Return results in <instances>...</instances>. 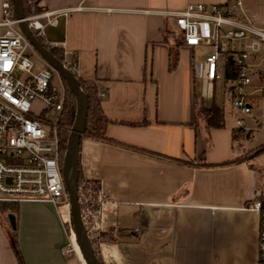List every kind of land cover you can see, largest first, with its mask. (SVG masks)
I'll use <instances>...</instances> for the list:
<instances>
[{"label":"crops","instance_id":"obj_1","mask_svg":"<svg viewBox=\"0 0 264 264\" xmlns=\"http://www.w3.org/2000/svg\"><path fill=\"white\" fill-rule=\"evenodd\" d=\"M230 1L26 0L27 16L82 7L45 25L43 37L74 62L77 78L104 94L109 141L82 136L78 152L82 180L99 185L107 200L100 224L115 232L100 245L103 264H257L260 218L246 206L264 191V151L252 152L264 137L255 146L244 139L264 130L239 136L232 106L225 113L218 104L224 125L208 127L195 91L194 48L164 37L166 27L175 32L168 13ZM248 1L243 13L259 18ZM16 205L0 212V264H19L8 213L23 264H85L63 253L67 232L57 206Z\"/></svg>","mask_w":264,"mask_h":264},{"label":"built area","instance_id":"obj_2","mask_svg":"<svg viewBox=\"0 0 264 264\" xmlns=\"http://www.w3.org/2000/svg\"><path fill=\"white\" fill-rule=\"evenodd\" d=\"M241 1L188 3L181 11L168 15L184 45L212 49L192 63L200 99L212 101L216 87L222 86L237 114L238 135L249 138L254 131L264 130V22L256 24L245 16ZM81 8L26 16L24 20L36 37L45 40V25L55 26L60 15ZM18 21L11 4L4 0L0 19V203L45 201L57 206L67 232L63 253L77 259L75 234L72 225L67 226L71 219L56 136L63 92L56 86L54 71L46 64L38 66L32 58ZM64 64L74 70L73 63ZM77 199L92 246L113 239L115 232L105 231L100 224L107 200L99 185L82 181ZM63 206L67 207L68 221L63 217ZM246 209L256 211L260 218L257 264H264V204L255 198Z\"/></svg>","mask_w":264,"mask_h":264},{"label":"water","instance_id":"obj_3","mask_svg":"<svg viewBox=\"0 0 264 264\" xmlns=\"http://www.w3.org/2000/svg\"><path fill=\"white\" fill-rule=\"evenodd\" d=\"M11 6L14 16L18 21L17 26L22 32L29 45L35 50L37 55L48 65L57 75L64 80L72 96L75 98L76 111L74 121L69 129L66 149L60 164V172L64 190L69 204V215L71 219L72 230L75 234L76 242L85 264H100L91 240L88 237L86 228L81 219L80 208L77 199L79 175H78V152L80 139L84 134L86 127V117L88 109V100L82 91L78 78L73 71L69 69L62 61L57 59L50 50L41 43L28 27L24 18V6L22 0H11ZM9 225L15 228V216L12 213L7 214Z\"/></svg>","mask_w":264,"mask_h":264},{"label":"trees","instance_id":"obj_4","mask_svg":"<svg viewBox=\"0 0 264 264\" xmlns=\"http://www.w3.org/2000/svg\"><path fill=\"white\" fill-rule=\"evenodd\" d=\"M11 4V0H7ZM23 6H24V13L25 16L28 15V6L26 4V0H22ZM167 28V27H166ZM165 31L169 28L166 29ZM37 39L45 45L50 52L60 61L64 62L63 53L60 49L55 47H49L45 40L41 37H37ZM179 42L181 41V38L178 36ZM178 42V43H179ZM74 63V62H73ZM74 73V72H73ZM231 76L229 73L226 74V78H229ZM62 80V79H61ZM80 87L84 94L87 97L88 100V109H87V117H86V127L83 136L94 138L95 140H104L109 141V139L106 137V127L110 123V120L105 116L101 109L100 105V96L99 92L97 90L96 85L91 81H83L82 79L78 78ZM63 82V103H62V110L59 111L56 119L57 123V130H56V136L58 138V155H59V162L62 163L63 156L66 149V143H67V137H68V131L72 126V123L74 121L75 117V111H76V103L75 98L72 96V92L66 85V83ZM201 113L204 116V119L206 121V124L208 127H214L219 128L224 125V118H223V111L222 109L213 101L208 106H202L201 107ZM264 151V145H261L254 149L252 152H261ZM251 168H254L253 165H251ZM259 173L262 172L260 169L257 170ZM78 175H79V183L82 181L81 171L78 163ZM90 182V181H88ZM94 183L95 182H91ZM263 204H264V191L261 192V194L257 197ZM6 203H0V212L4 215L5 211H17V203L14 205H10L8 208L4 205ZM5 218V216H4ZM6 219V218H5ZM9 232V238L11 240V244L13 246L14 251L16 252L17 259L19 261V264H23L20 252L17 248V241H16V228L14 229H8ZM77 244V243H76ZM78 253L80 257L82 258L81 252L79 250V247L77 245ZM98 261L100 264H103V261L101 259V256L99 255V252H95ZM83 260V258H82ZM84 262V260H83Z\"/></svg>","mask_w":264,"mask_h":264},{"label":"rangeland","instance_id":"obj_5","mask_svg":"<svg viewBox=\"0 0 264 264\" xmlns=\"http://www.w3.org/2000/svg\"><path fill=\"white\" fill-rule=\"evenodd\" d=\"M249 5L253 8H255L256 10L259 9V18H249L251 21H253L254 23L256 24H261L262 22V18H263V13L262 15L261 12H262V6L264 7V0H249L248 1ZM42 21V23H45L43 19H40ZM0 32H1V28H0ZM43 33H44V37H46V39L49 37V32H48V29L45 28L43 30ZM164 37L165 38H169L170 41L174 42V43H178L179 39L178 37L176 36V33L170 29H167L164 33ZM28 50L29 52L32 54V58L34 60H37V64L40 66V65H45V62L37 55V53L35 52V50L30 46L28 47ZM212 49L208 46H198V47H195L193 49V56L196 57V58H199V57H202L204 56L205 54L211 52ZM68 64H72V62H68ZM68 66V65H67ZM54 77H55V83H56V86L59 90H61L63 92V80H61V78L57 75V73L54 71ZM195 91H196V96L198 98V101L200 100V96H199V90H200V86H199V82L196 81V84H195ZM223 87H216L215 89V103L218 104V105H222L223 109H224V112L227 113L228 112V109L231 108V101L224 96V93H223ZM210 102L208 100H204V105L207 106L209 105ZM50 119L52 121H54V115H51L50 116ZM70 129V128H69ZM69 129L67 128V131L69 133ZM263 133L262 132H256L254 134V137L252 139H244V142H246L249 146H255V145H258L259 143H261L263 141ZM264 190V189H263ZM68 221V220H66ZM68 228L71 227V224L69 223V225H67ZM66 229V228H65ZM68 231V230H67ZM72 239H74V234H72ZM102 243L103 242H106V241H101ZM76 244V242H74ZM101 243V244H102ZM77 246V244H76ZM93 249L94 251H98L99 252V248L100 246L98 247V244L96 243H93ZM73 256V255H72ZM74 257V256H73ZM76 259V258H75ZM78 264H82L79 260H77Z\"/></svg>","mask_w":264,"mask_h":264},{"label":"bare ground","instance_id":"obj_6","mask_svg":"<svg viewBox=\"0 0 264 264\" xmlns=\"http://www.w3.org/2000/svg\"><path fill=\"white\" fill-rule=\"evenodd\" d=\"M66 210H67V207L66 206H63ZM63 211V210H62ZM62 214H63V217L64 216H66V215H64V212H62ZM69 216L67 215V219L65 218V220H68L69 218H68ZM79 247V246H78ZM80 250V249H79ZM75 251H76V255H79V253H78V249H77V246H76V244H75ZM82 255V254H81ZM83 258V257H82ZM84 260V259H83ZM85 263V262H84Z\"/></svg>","mask_w":264,"mask_h":264}]
</instances>
